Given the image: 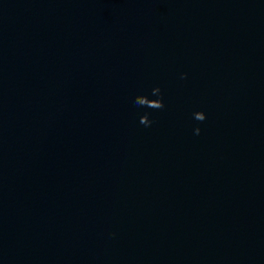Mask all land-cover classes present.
Masks as SVG:
<instances>
[{"label":"water","instance_id":"1","mask_svg":"<svg viewBox=\"0 0 264 264\" xmlns=\"http://www.w3.org/2000/svg\"><path fill=\"white\" fill-rule=\"evenodd\" d=\"M0 264H264V0H0Z\"/></svg>","mask_w":264,"mask_h":264},{"label":"clouds","instance_id":"2","mask_svg":"<svg viewBox=\"0 0 264 264\" xmlns=\"http://www.w3.org/2000/svg\"><path fill=\"white\" fill-rule=\"evenodd\" d=\"M187 74H182L181 79H185ZM151 95L157 97L156 99H150L147 95H138L135 97L134 103L139 107L151 108V109H163L165 107L163 103V97L161 89L157 86L151 90ZM194 119L203 122L206 119V115L203 111H197L193 114ZM140 123L145 127H150L153 123L149 119V113H145L140 117ZM201 129L196 127L194 133L200 134Z\"/></svg>","mask_w":264,"mask_h":264}]
</instances>
